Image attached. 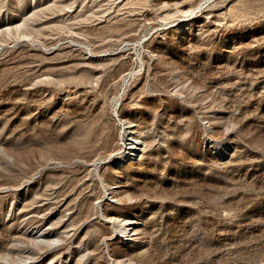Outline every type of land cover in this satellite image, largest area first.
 <instances>
[{"label": "rangeland", "instance_id": "obj_1", "mask_svg": "<svg viewBox=\"0 0 264 264\" xmlns=\"http://www.w3.org/2000/svg\"><path fill=\"white\" fill-rule=\"evenodd\" d=\"M0 264H264V0H0Z\"/></svg>", "mask_w": 264, "mask_h": 264}, {"label": "bare ground", "instance_id": "obj_2", "mask_svg": "<svg viewBox=\"0 0 264 264\" xmlns=\"http://www.w3.org/2000/svg\"><path fill=\"white\" fill-rule=\"evenodd\" d=\"M91 53H93L91 51ZM125 132H127L128 140H130V146L126 147L125 154L119 156L116 159H125L128 155L134 154V152L140 149V137L138 136V129L135 127L136 125L130 121H123ZM127 140V139H126ZM138 153V152H137ZM135 155V154H134ZM125 157V158H124ZM131 160V159H130ZM110 213V212H109ZM112 221L117 223L118 230L122 233L121 236H125V240H129L130 242L133 241V235L136 231L138 221L133 218H118V217H111ZM128 232V233H127Z\"/></svg>", "mask_w": 264, "mask_h": 264}]
</instances>
